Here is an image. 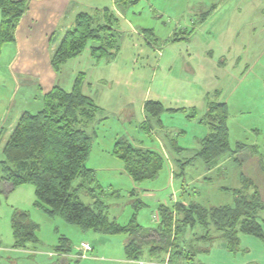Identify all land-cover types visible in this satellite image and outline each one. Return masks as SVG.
Returning a JSON list of instances; mask_svg holds the SVG:
<instances>
[{
	"label": "rangeland",
	"instance_id": "obj_1",
	"mask_svg": "<svg viewBox=\"0 0 264 264\" xmlns=\"http://www.w3.org/2000/svg\"><path fill=\"white\" fill-rule=\"evenodd\" d=\"M100 1V8H108L117 19L113 22L117 54L94 60L88 46L64 66L56 85L71 91L83 73L85 94L92 95L102 107L85 166L95 172V183L90 187L107 207L108 216L126 225L137 215L141 226L157 229L161 205L171 206L177 200L207 208L232 205L233 193L226 189L239 187L243 174L254 179L263 194L264 0ZM96 16L104 23L103 11ZM1 79L5 82L0 81V115L6 110L2 93L11 87L4 76ZM43 99L41 95L40 109ZM146 101H158L166 110H172L161 117L163 129L153 119L150 129L154 132L146 130ZM213 102L227 104L232 151L222 157L217 168H207L200 159L191 160L178 178L173 165L180 172L179 162L188 161L200 149V141L209 133L203 119ZM0 134V264H169L168 253L153 258L147 249L141 262H129L124 252L126 235L83 232L37 208L32 185L9 188L2 179L1 167L7 135L2 130ZM119 140L163 153L165 163L159 176L134 183L124 164L111 156ZM176 145L184 152L177 154ZM237 145L246 147L235 154ZM78 184L79 180L74 183ZM81 198L87 204L94 201L88 192H83ZM139 201L145 205L140 207ZM15 210L27 212L39 226L40 242L30 253L12 250ZM260 223L264 230V210ZM199 231L206 235V230ZM211 234L213 238L219 236L214 229ZM63 236L72 244L69 257L49 258L46 254L56 253ZM82 240L93 248L84 259L79 252ZM240 241L237 253L227 251L220 238L211 246L194 241L196 252L206 247L208 252L173 264H264V240L241 234ZM112 259L116 261L110 262Z\"/></svg>",
	"mask_w": 264,
	"mask_h": 264
},
{
	"label": "trees",
	"instance_id": "obj_2",
	"mask_svg": "<svg viewBox=\"0 0 264 264\" xmlns=\"http://www.w3.org/2000/svg\"><path fill=\"white\" fill-rule=\"evenodd\" d=\"M28 8L29 0H0L1 45L14 43L16 29ZM102 20L104 23L89 13L77 15L74 27L66 32L52 56L51 65L56 73L59 74L69 61L81 56L88 46L95 60L113 56L114 52L117 54L113 26L117 19L105 8ZM91 43L97 44L90 45ZM84 81L85 74L82 73L76 78L71 91L54 87L44 95L42 109L25 112L21 116L3 146L2 179L9 188L13 190L20 185H32L37 208L50 218H61L83 232L92 231L106 236L126 235L128 241L125 244V254L130 261L141 262L146 249L153 258L168 253L169 264L186 258L191 260L198 252L192 249L193 242H188L186 235L196 227L206 230L202 239L208 242L214 241L210 230L215 229L219 238L225 242L227 250L232 253L240 249V234L264 240V230L260 223V212L264 210V192H260L254 179L244 174L242 188L233 190L232 205L214 208L193 202L161 205V221L157 229L141 226L137 215L126 225L111 219L107 207L95 195L93 187H90L95 183V172L85 166L93 141L87 128L95 123L100 108L84 94ZM168 111L172 110H166L158 101H146L143 108L147 117L145 124H148L146 130L152 131L149 123L153 119L162 126L161 117ZM203 120L209 126L210 134L202 140L194 158L179 162L180 172L177 177L184 175L185 167L191 160L200 159L207 168H214L224 155L232 151L227 125V104L210 103ZM244 147L246 146L237 145L234 153L239 154ZM174 150L177 154L184 152L178 146ZM112 155L124 164L125 172L135 183L156 179L165 163L164 154L160 151L138 148L125 140H119L115 144ZM78 180L79 184L74 185ZM82 191L88 192L94 199L92 204L81 199ZM138 205L142 207L145 204L139 201ZM11 222L14 248L28 249L38 245L39 226L27 212L15 210ZM189 244L191 248H187ZM71 250L70 239L61 237L55 251L70 254Z\"/></svg>",
	"mask_w": 264,
	"mask_h": 264
},
{
	"label": "crops",
	"instance_id": "obj_3",
	"mask_svg": "<svg viewBox=\"0 0 264 264\" xmlns=\"http://www.w3.org/2000/svg\"><path fill=\"white\" fill-rule=\"evenodd\" d=\"M99 2L101 3L102 1L100 0H29V8L23 15L16 29L14 43L5 44V45L0 44V81L1 83L5 82V80L1 79L4 76L7 81L11 82L10 89L5 94L2 93L3 95H5L4 100H5L6 110L4 111L3 114L0 115L1 116L0 128H2V126L4 127L0 130L3 131L4 135L5 134L7 135L6 138L7 140L9 139L19 119L25 112H31L30 109L32 108L35 109V107L36 109H38L37 111L40 110L39 101L41 95H46L54 87L59 86L56 84L58 83V78L62 74L63 68L66 64L62 67V70L59 74L56 73L51 65L52 56L56 51V49L58 48V46L60 45L66 32H68L74 27L75 19L78 14L89 13L91 15L96 16L102 13L104 9L100 8L101 5ZM81 6L85 8H89L90 12L81 10L80 8ZM91 58L94 59L92 55ZM83 92L85 94L84 89ZM20 93L22 94L20 95ZM86 96L90 97L97 104L96 100H94L92 95H86ZM99 108L100 110H102L101 106H99ZM146 119L147 117L145 116V120ZM96 122L97 119L93 125H90L87 128V131L93 137L94 135H97V131H96L97 125L95 126ZM149 125H151V122L149 123ZM159 127L160 129L164 128L163 121H162V126L159 124ZM152 132H154V130H152ZM209 134H210V128H209V133L204 138H206ZM202 140L200 142H202ZM165 150L168 153V150L167 149ZM111 156L113 155L111 154ZM194 156L192 158H194ZM219 165H220V161L217 163L216 168ZM173 166H174V176H176L179 173V171L178 170L176 171L175 164ZM242 182L243 181L241 175L240 177L241 185L239 187L234 189L231 188L229 189L225 188V189L233 193V190H238L242 188ZM83 192L86 191H82L80 193V197ZM177 202L179 201L177 200ZM199 228L200 227H196L193 230H189L186 235V240L190 243L193 242L192 249L195 250L196 248L194 241H197L198 243L200 242L208 243V246L213 245L212 243L214 242V241L208 242L207 240L202 239V236L204 234H200V231L198 232ZM212 234L214 233L212 232ZM216 234L218 233L216 232ZM216 238H219V236H217ZM216 238L214 237V240ZM189 245L187 246V248L189 247L191 248V244ZM240 245H241V241H240ZM207 248L208 247L204 249L198 248L199 252L197 255L208 252ZM225 248H226V244H225ZM33 249H35L33 246L29 247L28 249H16L14 248V244L12 247V250H14L15 252H20L24 250L23 251L24 253H27V251L30 253V251ZM76 249L78 251V246L76 247ZM2 250L3 248L0 246V251ZM40 254H43V252H41ZM46 255H48L49 258H53L56 256V257H62L63 260H66V257L67 256L69 257L70 254H59L56 252V253H48ZM125 258H126V254H125ZM126 260L128 259L126 258ZM109 261L115 262L116 260L112 259ZM128 261L132 263L136 262L130 260Z\"/></svg>",
	"mask_w": 264,
	"mask_h": 264
},
{
	"label": "built area",
	"instance_id": "obj_4",
	"mask_svg": "<svg viewBox=\"0 0 264 264\" xmlns=\"http://www.w3.org/2000/svg\"><path fill=\"white\" fill-rule=\"evenodd\" d=\"M154 220L156 219L154 218ZM79 252L81 253L80 258L84 259L89 253L93 252V248L90 246V244L84 242L81 243L79 247Z\"/></svg>",
	"mask_w": 264,
	"mask_h": 264
}]
</instances>
